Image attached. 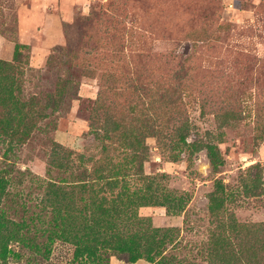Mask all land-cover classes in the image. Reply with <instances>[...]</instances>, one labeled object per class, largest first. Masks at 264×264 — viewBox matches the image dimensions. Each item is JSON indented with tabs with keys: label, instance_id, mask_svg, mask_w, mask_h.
Listing matches in <instances>:
<instances>
[{
	"label": "rangeland",
	"instance_id": "obj_1",
	"mask_svg": "<svg viewBox=\"0 0 264 264\" xmlns=\"http://www.w3.org/2000/svg\"><path fill=\"white\" fill-rule=\"evenodd\" d=\"M0 264H264V0H0Z\"/></svg>",
	"mask_w": 264,
	"mask_h": 264
},
{
	"label": "trees",
	"instance_id": "obj_2",
	"mask_svg": "<svg viewBox=\"0 0 264 264\" xmlns=\"http://www.w3.org/2000/svg\"><path fill=\"white\" fill-rule=\"evenodd\" d=\"M166 231H168V230H166Z\"/></svg>",
	"mask_w": 264,
	"mask_h": 264
}]
</instances>
